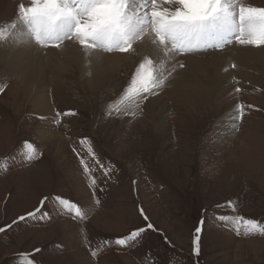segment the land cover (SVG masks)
Segmentation results:
<instances>
[{
	"label": "rangeland",
	"instance_id": "rangeland-1",
	"mask_svg": "<svg viewBox=\"0 0 264 264\" xmlns=\"http://www.w3.org/2000/svg\"><path fill=\"white\" fill-rule=\"evenodd\" d=\"M245 3L264 7V0ZM64 43L38 46L44 84L33 83L30 91L21 75L0 63V161L8 165L0 169V227L44 197L50 214L0 233V264H23L20 254L35 249L41 264H264V235H237L230 222L218 219L235 215L264 224V46L234 43L178 56L184 67L129 117L108 114L107 105L149 54L135 45V54L118 52L125 56L122 68L109 70L112 59L66 54ZM39 94L46 109L33 102ZM237 103L246 106L245 115L233 130L229 115ZM57 112L74 114L57 120ZM49 120L61 145L39 132ZM25 140L36 145L38 159H24ZM79 157L92 169L95 188ZM56 195L83 202L87 218L63 212ZM229 200L234 207L221 206ZM201 220L197 256L193 238ZM139 227L146 228L140 239L115 244Z\"/></svg>",
	"mask_w": 264,
	"mask_h": 264
},
{
	"label": "snow or ice",
	"instance_id": "snow-or-ice-1",
	"mask_svg": "<svg viewBox=\"0 0 264 264\" xmlns=\"http://www.w3.org/2000/svg\"><path fill=\"white\" fill-rule=\"evenodd\" d=\"M10 38L57 49L65 41H73L81 46L86 57L101 52L135 54V45L148 39L155 55H144L139 60L120 97L107 105L108 114L114 112L116 115L135 117L142 111L141 106L165 86L172 73L178 67H184L183 62L176 60L178 56L223 50L234 43L264 46V7L245 3V0H27V3L17 5L13 20L0 24V42ZM0 91H3V86H0ZM234 91L240 92L241 89L237 87ZM245 108L244 104L237 103L230 113L233 130L243 119ZM68 114L74 113L57 112L56 119ZM86 140L87 137L82 138L81 143ZM22 151L26 161L39 158L36 145L30 141L23 142ZM89 155L100 164L91 149ZM79 159L84 174L91 180L90 187L95 188L97 180L92 169L83 157ZM7 167L5 158L0 161V169L6 170ZM104 174L108 175L107 169ZM48 199L44 197L36 209L19 216L11 225L0 227V233L19 221L50 218L44 210ZM53 199L73 219L87 218L88 206L83 202L59 195ZM96 202L99 203L98 200ZM221 206L234 207L230 200ZM218 219L230 222L237 235H264V224L255 219L235 215L220 216ZM203 223L201 220L194 231L193 253L197 256ZM146 227L151 229L153 225L149 223ZM145 231V227L133 229L126 236L118 237L115 244L127 246L140 239ZM39 251L35 249L31 255L20 254L23 264H41L33 258ZM91 254L96 257L98 252L92 250Z\"/></svg>",
	"mask_w": 264,
	"mask_h": 264
},
{
	"label": "bare ground",
	"instance_id": "bare-ground-1",
	"mask_svg": "<svg viewBox=\"0 0 264 264\" xmlns=\"http://www.w3.org/2000/svg\"><path fill=\"white\" fill-rule=\"evenodd\" d=\"M17 0H0V24H6L9 21L13 20L16 15V8H17ZM23 28V26H20ZM139 49H142L143 52L145 51L146 54L155 55L154 49L150 44L148 39H145L142 43H138L136 45ZM54 48V47H52ZM231 49L241 51L244 48L231 46ZM246 49H253L247 47ZM259 49V48H258ZM57 49H51V52H55ZM64 50L66 54H73V55H82L85 53L84 50L81 48L80 45L73 41L65 42L64 43ZM261 50V49H260ZM264 50V49H263ZM144 52V53H145ZM37 53V54H35ZM218 54L220 52H213V54ZM43 56L44 51L41 50L38 45L34 43H26L23 41H16L14 39H9L5 41L0 46V63L5 66L6 68L10 69L16 76L21 75L22 81L25 83V91H30L31 84L38 83L40 85L44 84V73L42 72V68L39 65V60L41 59L39 55ZM96 55H100L106 59H112V67L109 70L113 69H120L125 65V56L119 54L118 52L114 53H98ZM194 54H188L186 56H193ZM195 55H199L196 54ZM239 53L234 54V56H238ZM230 56V55H229ZM170 65V64H169ZM168 65V66H169ZM19 78V77H18ZM35 106L38 109H46V97L42 94L35 96V101H33ZM48 110V109H47ZM48 123L42 126L39 129V132L43 138H46L48 141L51 139L52 144H62V141L57 138V135L53 130L55 129L56 125L54 122L49 120ZM60 145L58 146L60 148ZM56 147V146H55Z\"/></svg>",
	"mask_w": 264,
	"mask_h": 264
}]
</instances>
